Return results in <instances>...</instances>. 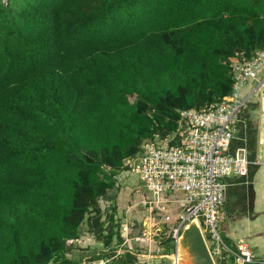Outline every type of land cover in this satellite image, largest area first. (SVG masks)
Wrapping results in <instances>:
<instances>
[{
  "label": "trees",
  "instance_id": "trees-1",
  "mask_svg": "<svg viewBox=\"0 0 264 264\" xmlns=\"http://www.w3.org/2000/svg\"><path fill=\"white\" fill-rule=\"evenodd\" d=\"M263 48L264 0H0V264H78L82 236L138 264L105 204L124 160Z\"/></svg>",
  "mask_w": 264,
  "mask_h": 264
},
{
  "label": "built area",
  "instance_id": "built-area-1",
  "mask_svg": "<svg viewBox=\"0 0 264 264\" xmlns=\"http://www.w3.org/2000/svg\"><path fill=\"white\" fill-rule=\"evenodd\" d=\"M230 66L229 94L199 109L180 110L176 128L169 136L144 142L140 153L124 160L125 171H135L143 182L138 203L148 212L147 219L153 224H168L174 245L184 224L195 218L204 236L214 241V250L224 247L230 251L218 228L223 216L225 180L233 174L243 176L250 165L262 163L249 159L244 148L230 151L229 147L243 106L264 85V48ZM250 81L255 82L254 86L243 94ZM133 226L121 225L122 237V231L126 235ZM236 246L238 253L231 252L238 264L255 259L247 246ZM108 261L84 258L78 264Z\"/></svg>",
  "mask_w": 264,
  "mask_h": 264
},
{
  "label": "crops",
  "instance_id": "crops-1",
  "mask_svg": "<svg viewBox=\"0 0 264 264\" xmlns=\"http://www.w3.org/2000/svg\"><path fill=\"white\" fill-rule=\"evenodd\" d=\"M253 83L254 81H250L243 94H246L254 86ZM263 107L264 96L258 90L247 100L235 124V132L229 150L244 148L249 159H258L262 163L250 165L247 173L243 176L233 174L225 180L223 216L221 218L224 222L222 225L224 235L230 243L235 245L244 244L254 254L255 258H259L260 254H264V161L258 158L255 147L259 129L262 127L261 121L264 120L261 112ZM117 178V186L108 192L107 203L116 206L117 212L126 216L124 219L126 223L133 225H137L139 221L148 223V212L146 210L138 212L135 205H131L132 201L128 203L132 191H126L125 189V175L119 173ZM131 199H133V196ZM144 215L145 217L142 218ZM123 223L121 225H124ZM157 229L162 231V226ZM132 231L133 227L129 229L126 235L122 231L123 239H125L122 247L137 254L135 250L136 241H138L137 245L144 239L151 241L150 232L143 230V236L140 237L132 236ZM79 242L83 247L89 245V249L84 251L72 249L68 255L75 260L89 257L96 260L100 258L98 255L105 251L100 243L95 242L88 236H82ZM150 256L154 255L150 254Z\"/></svg>",
  "mask_w": 264,
  "mask_h": 264
},
{
  "label": "rangeland",
  "instance_id": "rangeland-1",
  "mask_svg": "<svg viewBox=\"0 0 264 264\" xmlns=\"http://www.w3.org/2000/svg\"><path fill=\"white\" fill-rule=\"evenodd\" d=\"M120 174L125 175L126 191H132L130 193V201L128 203H131L132 201L131 205H135V208L138 212L144 211L145 208H143L138 203V201L140 200V194H142L141 190L143 186V182L140 180L139 175L135 171L134 172L132 171L120 172ZM132 196H133V199H131ZM105 204L108 205V203H105ZM104 205H102V207ZM119 213L120 212H117V216L120 218V223H123L126 216H124L123 213H120L119 215ZM144 217L145 215L142 218ZM147 222L148 223H142V221H139L137 225L133 226V231L131 232L132 236H140V237L143 236L142 235L143 230H147L150 232L149 237L151 241H148V240L146 241V239H144V241H140L141 243H139L138 245H137L138 241H136L135 243V248H136L135 250L137 251L136 252L137 254L135 253L134 254L137 257L138 264H172L171 259L169 257L163 256L164 254H167L169 256L174 254V250L169 253L164 252L165 242L169 236L168 225L162 223L161 221H158L155 224H153V222H151L150 220H148ZM123 224L125 225L126 221ZM223 224L224 222L222 220H220L218 223V228H219L221 235H224L223 226H222ZM161 226H162V231L157 229L158 227H161ZM209 247L211 251L213 252L212 255L214 259L222 256L223 251L226 250L224 247H218L219 249L218 251L214 250L216 246L213 240L209 241ZM139 254H142L144 256L142 255L140 256ZM150 254L154 256L151 257ZM258 257L259 259L264 260V254H260V256ZM88 259L93 260L90 257ZM238 263H239V260L237 259L236 264Z\"/></svg>",
  "mask_w": 264,
  "mask_h": 264
},
{
  "label": "water",
  "instance_id": "water-1",
  "mask_svg": "<svg viewBox=\"0 0 264 264\" xmlns=\"http://www.w3.org/2000/svg\"><path fill=\"white\" fill-rule=\"evenodd\" d=\"M264 96V85L259 90ZM264 118V107L262 109ZM262 127L259 129L255 147L257 156L264 161V120L261 121ZM207 240L210 236L202 233L195 218L184 224L174 245V254L163 256L169 257L172 264H216L215 259L208 247Z\"/></svg>",
  "mask_w": 264,
  "mask_h": 264
}]
</instances>
